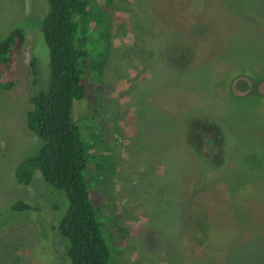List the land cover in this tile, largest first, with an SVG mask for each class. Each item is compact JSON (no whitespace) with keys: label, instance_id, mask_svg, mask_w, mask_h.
<instances>
[{"label":"rangeland","instance_id":"374dc122","mask_svg":"<svg viewBox=\"0 0 264 264\" xmlns=\"http://www.w3.org/2000/svg\"><path fill=\"white\" fill-rule=\"evenodd\" d=\"M83 2L71 115L109 264H264V0ZM48 8L0 0V38L25 35L0 92V264L67 263L64 193L13 172L36 151L24 112L30 58L33 90L48 86Z\"/></svg>","mask_w":264,"mask_h":264},{"label":"trees","instance_id":"16d2710c","mask_svg":"<svg viewBox=\"0 0 264 264\" xmlns=\"http://www.w3.org/2000/svg\"><path fill=\"white\" fill-rule=\"evenodd\" d=\"M46 1L49 8L41 31L48 47V86L33 90L36 67L35 60L30 58L29 108L24 112L25 126L37 140L36 151L20 160L13 172L16 182L25 185L38 171L46 184L64 193L67 207L55 229L65 240L66 264H109V251L84 180V146L71 115L73 101L85 94L78 63L83 50L76 20L84 12L85 3L83 0ZM24 42V30L19 26L12 27L0 38V92L16 82L18 54ZM236 86L245 91L248 82L240 79ZM10 208L21 211L31 206L16 201Z\"/></svg>","mask_w":264,"mask_h":264}]
</instances>
